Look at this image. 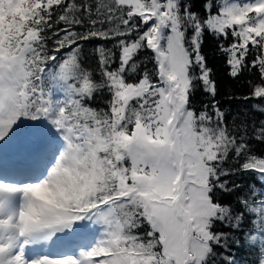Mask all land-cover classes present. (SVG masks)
I'll return each mask as SVG.
<instances>
[{
  "label": "snow or ice",
  "instance_id": "obj_1",
  "mask_svg": "<svg viewBox=\"0 0 264 264\" xmlns=\"http://www.w3.org/2000/svg\"><path fill=\"white\" fill-rule=\"evenodd\" d=\"M207 36L264 101V0H0V264H264V124L228 125Z\"/></svg>",
  "mask_w": 264,
  "mask_h": 264
},
{
  "label": "trees",
  "instance_id": "obj_2",
  "mask_svg": "<svg viewBox=\"0 0 264 264\" xmlns=\"http://www.w3.org/2000/svg\"><path fill=\"white\" fill-rule=\"evenodd\" d=\"M81 2V0H77ZM85 3H96V0H83ZM194 7L197 11L200 10L203 0H192ZM83 31L84 29H77ZM98 43L105 44L106 47H111L112 42L105 41H89L84 43V52L87 54L85 58L86 64L96 69L95 57L91 55V51ZM203 51L207 56L208 66L213 70V79L216 81V101L219 102L220 107L227 113V123L230 127L235 125L246 124L248 135L251 137L253 128H259L264 124V111H257L253 105H262L264 101L259 99L245 100L252 91L254 84L260 83L259 74L255 69L251 71L245 70L238 78H233L228 74V67L226 65L225 55L220 53L217 49V41L211 36H207L203 45ZM149 52H143L140 54V59L147 65L148 69H152L153 65L148 59ZM251 59V57H249ZM107 94L97 95L95 101L92 103L93 107H104ZM212 103V97L205 93L202 89H197L196 93L192 97V104L195 108L201 109L204 105H210ZM211 112V109L209 108ZM249 146L253 154L264 157V141L249 139ZM226 166H236L232 163L231 158ZM240 182L245 185L242 191H247V186L257 180V177L252 172L245 173L239 178ZM227 201H231L232 196L225 198ZM255 249L249 248L246 244H243L236 250V259L241 261V264H256V257L254 255Z\"/></svg>",
  "mask_w": 264,
  "mask_h": 264
}]
</instances>
